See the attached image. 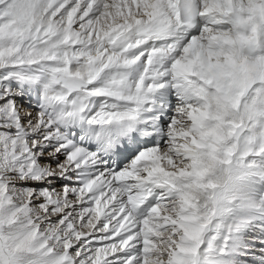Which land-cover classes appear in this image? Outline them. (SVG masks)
Wrapping results in <instances>:
<instances>
[{
    "label": "snow or ice",
    "instance_id": "obj_1",
    "mask_svg": "<svg viewBox=\"0 0 264 264\" xmlns=\"http://www.w3.org/2000/svg\"><path fill=\"white\" fill-rule=\"evenodd\" d=\"M0 264H264V0H0Z\"/></svg>",
    "mask_w": 264,
    "mask_h": 264
}]
</instances>
